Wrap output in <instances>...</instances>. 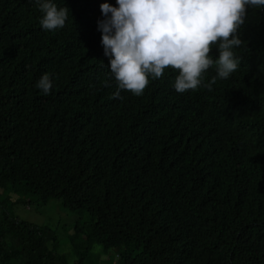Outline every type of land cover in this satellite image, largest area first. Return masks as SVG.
Listing matches in <instances>:
<instances>
[{
    "label": "trees",
    "instance_id": "16d2710c",
    "mask_svg": "<svg viewBox=\"0 0 264 264\" xmlns=\"http://www.w3.org/2000/svg\"><path fill=\"white\" fill-rule=\"evenodd\" d=\"M53 2L69 9L54 32L36 0H0V264H90L97 248H120L118 264H264V8H247L229 78L212 66L178 93L169 68L117 99L97 30L116 0ZM7 193L88 221L63 252Z\"/></svg>",
    "mask_w": 264,
    "mask_h": 264
},
{
    "label": "clouds",
    "instance_id": "9594fccd",
    "mask_svg": "<svg viewBox=\"0 0 264 264\" xmlns=\"http://www.w3.org/2000/svg\"><path fill=\"white\" fill-rule=\"evenodd\" d=\"M45 31L66 25L69 9L53 0H36ZM100 5L104 19L97 21L104 54L109 58L117 90L122 99L127 91L141 96L151 79L162 78L165 69L177 71L174 88L178 93L196 90L202 74L216 67V79H227L238 69L234 49L243 41L238 30L245 23L247 8H264V0H116ZM110 14V15H109ZM218 45L219 56H210ZM211 90V85H203ZM36 87L50 94L53 81L45 73Z\"/></svg>",
    "mask_w": 264,
    "mask_h": 264
},
{
    "label": "rangeland",
    "instance_id": "374dc122",
    "mask_svg": "<svg viewBox=\"0 0 264 264\" xmlns=\"http://www.w3.org/2000/svg\"><path fill=\"white\" fill-rule=\"evenodd\" d=\"M2 199L11 200L10 212L20 221L28 222L37 226H48L55 230L61 240L62 251L69 249L71 236L78 224L83 225L88 221V216L80 217L77 212L70 211L62 205L60 200H51L47 204L38 201L37 197L32 198L29 205H16V197L11 193L3 194ZM101 251V252H100ZM120 248H112L105 251L97 248L96 256L90 264H118ZM99 253V258L97 253ZM75 261H72L74 264Z\"/></svg>",
    "mask_w": 264,
    "mask_h": 264
}]
</instances>
